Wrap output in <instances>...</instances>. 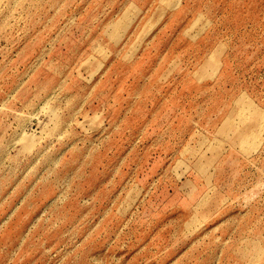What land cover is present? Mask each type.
Here are the masks:
<instances>
[{
	"label": "rangeland",
	"instance_id": "374dc122",
	"mask_svg": "<svg viewBox=\"0 0 264 264\" xmlns=\"http://www.w3.org/2000/svg\"><path fill=\"white\" fill-rule=\"evenodd\" d=\"M0 264H264V0H0Z\"/></svg>",
	"mask_w": 264,
	"mask_h": 264
}]
</instances>
